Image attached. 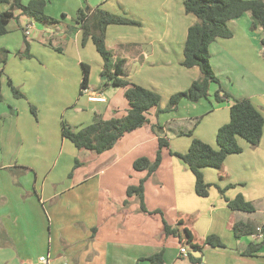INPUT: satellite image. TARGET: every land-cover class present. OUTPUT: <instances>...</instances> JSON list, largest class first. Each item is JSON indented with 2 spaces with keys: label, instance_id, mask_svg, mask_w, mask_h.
Segmentation results:
<instances>
[{
  "label": "crops",
  "instance_id": "crops-1",
  "mask_svg": "<svg viewBox=\"0 0 264 264\" xmlns=\"http://www.w3.org/2000/svg\"><path fill=\"white\" fill-rule=\"evenodd\" d=\"M184 1L64 0L58 11L61 20L46 13L56 21L52 25L23 19L18 11L14 14L7 33L0 36V52L6 51L0 54V264H41V256L48 258V264H151L145 259L159 252L163 253L162 264H187L179 260L191 264L188 257L179 256L178 240L164 235L161 215L134 210L136 220L120 224L116 220L126 211L123 204L127 200L121 206L105 195L122 161L129 157L133 168L137 158L145 157H132L135 151L147 144L157 150L152 125L162 127L160 136L168 139L169 147L163 149L161 164L145 182L146 209L160 211L170 226L184 221L200 249L184 248L200 264H264V248L251 256L243 254L255 238L235 239L231 230L238 222L264 226V123L257 147L237 139L242 151L225 158L222 179L212 168L202 170L210 185L204 198L195 194L193 174L170 153L185 154L192 138L217 149L216 132L229 122L235 100H249L264 120L263 33L253 27L249 13L228 23L230 38L209 45L210 64L219 85H211L207 98L196 103L183 100L170 113L156 115V108L150 109L146 127L126 134L109 151L78 159L76 169L71 142L61 136L63 122L76 129L95 116L122 117L129 109L124 89L119 88L123 100L107 98L111 85H103V62L91 39L82 40L78 10L99 8L139 23L108 26L105 44L125 59L123 79L159 94L164 108L171 95L188 89L200 75L196 67L181 66L187 30L196 22L184 13ZM7 8L3 4L0 11ZM28 24L32 25L29 38L23 34ZM26 38L27 56L21 55ZM81 64L89 67V92L101 94L104 103L89 102L81 93ZM9 82L22 98L12 94ZM219 88L229 97L217 102ZM155 154L146 158L154 160ZM135 172L140 176L125 185V195L128 186L146 176ZM117 175L126 179L123 171ZM238 195L254 205V212L228 207L227 202ZM149 216L160 219L164 238L159 243H149ZM210 235L223 247L205 244Z\"/></svg>",
  "mask_w": 264,
  "mask_h": 264
},
{
  "label": "trees",
  "instance_id": "trees-1",
  "mask_svg": "<svg viewBox=\"0 0 264 264\" xmlns=\"http://www.w3.org/2000/svg\"><path fill=\"white\" fill-rule=\"evenodd\" d=\"M6 4L8 8L0 11V36L7 33V26L11 20L15 19V12L20 16L30 19L43 25H52L56 21L45 14L46 0H0V6ZM183 10L186 15H192L196 22L187 30L186 40L183 47V59L181 66L187 69L198 68L199 78L194 80L185 91L174 93L170 96L167 105L160 107L159 94L145 89L139 85L129 83L124 80L126 75V61L117 57L113 51L105 44V32L111 25L138 26L135 20L121 15H115L108 11L95 8L79 9L77 12V24L82 32L83 42L90 38L96 52L102 59L103 66L101 75L106 79L103 85H111L124 89V97L129 109L122 117L103 119L95 116L90 124L79 129L70 127L65 122L61 126V136L70 141L78 151H87L95 154H102L111 150L114 145L126 134L149 124L148 112L156 108V115L162 113L175 112L181 101L185 100L196 103L208 97L211 85H219L210 64L209 45L217 39H227L232 36L228 27L231 20L249 13L253 27L259 28L263 33L261 46L264 47V2L262 0H185ZM24 52L21 55H28V44L24 41ZM6 53L1 50L0 54ZM82 79L81 91L88 86L89 67L81 64ZM9 87L16 98H22V93L14 88L10 82ZM219 88L215 93L217 102L227 99L229 96ZM1 101V95H0ZM263 116L247 99L235 100L229 109V122L221 126L216 132L217 149H213L208 144L199 139L192 138L188 151L185 154L170 152L177 157L189 169L195 179L194 191L199 197H207L210 185L204 181L202 170L212 168L219 172L222 179V166L228 155L239 154L242 149L237 143V139H242L251 148L258 146L262 130ZM151 130L158 137L157 150L154 160L146 157H139L133 162V169L137 172H145L146 176L140 179L137 185L126 188V196L134 197L139 204V211L144 214H159L162 218L163 233L166 237L172 236L179 242L180 247L192 248L195 252L200 249L196 244L191 231L185 226L183 220H178L175 226L166 223L160 211L149 212L144 202V185L148 177L152 176L162 161V151L169 147L168 139L161 137L162 127L152 125ZM192 136L191 132L187 134ZM75 168L80 164L75 160ZM222 194L223 190L219 189ZM127 202H125L126 204ZM231 210L243 212H254L255 208L251 202H247L240 195L227 202ZM257 228V227H256ZM256 228L248 223L238 222L232 225V233L235 239L244 236H253ZM262 228L263 237L248 245L243 252L244 255L251 256L264 248V226ZM205 244L212 247H223L220 240L213 235L208 236ZM162 252L149 256L145 260L151 264H162ZM191 264H200V259L188 254Z\"/></svg>",
  "mask_w": 264,
  "mask_h": 264
},
{
  "label": "rangeland",
  "instance_id": "rangeland-1",
  "mask_svg": "<svg viewBox=\"0 0 264 264\" xmlns=\"http://www.w3.org/2000/svg\"><path fill=\"white\" fill-rule=\"evenodd\" d=\"M63 2H64V0H46V7H45L46 12H45V14L47 12H49L50 15L55 17L57 20H61L62 17L58 14V11L63 7ZM141 4L146 6V5H148V2H142ZM84 8H86V6ZM23 19H24V17H23ZM19 35H20V38L23 39V35H22L21 31H19ZM26 41H28L27 38H26ZM29 42H30V40H29ZM57 55H59V54L57 53ZM173 55H175V54H173ZM36 56L38 57V55H36ZM106 96L108 99L113 98L115 100L118 98L120 100H123L122 95L120 93V89L113 87V86L109 87L108 91L106 92ZM86 125H87V123L79 126V128L86 126ZM144 127H146V126H144ZM79 128H76V129H79ZM69 144L73 148V151H74L75 159H74L73 164H75L76 159L84 161L85 159H87L88 156L100 155V154H95V153H89L86 151H81L80 153H78V151L72 146V144L71 143H69ZM155 147H156V145H155ZM152 149H153V147L151 148V145L147 144L144 147L135 151L131 156L132 157L133 156L134 157L145 156L148 158L153 157L154 153L156 152V148H154L155 150H152ZM153 151H155V152H153ZM76 168L73 167V169H76ZM115 170H116V173L111 175V179H112L111 186L109 187V190H107L105 192V195L108 198L112 199L115 203H118L119 205L121 204V206H122L123 201L127 200V203L125 204V202H124L123 206H125V209H126L125 212L130 215V218L127 217L125 220L124 219V213L125 212H124L123 215L119 216L120 219H117L116 221L120 224L133 223V221L136 220L135 219L136 213L134 212V210H137V212H139V213H141V212L139 211V204H138L137 199L126 197L125 185L130 184V183H135L136 177L140 176V174L136 173L133 170L131 163L129 161V157L127 159H125L124 161H122L121 164L115 168ZM121 171H123V173L126 174V179H122L120 176L117 175V173H120ZM77 194H79V192H77ZM147 195L149 198V187H148ZM103 196H104V192H103ZM78 205H80V204H78ZM118 209H120V208L118 207ZM140 218H142V217L139 216L138 221L141 220ZM146 221H147L146 225H147V228L149 230V243H159V241H161L162 238H164L163 234H162V226H161L159 217L158 216H149V217H147ZM53 231H54L56 236H59L58 232L56 231V228L54 226H53ZM168 240L173 241L174 239L168 238ZM179 262H183V263L188 264V261H186V260H183V261L179 260L178 263Z\"/></svg>",
  "mask_w": 264,
  "mask_h": 264
},
{
  "label": "built area",
  "instance_id": "built-area-1",
  "mask_svg": "<svg viewBox=\"0 0 264 264\" xmlns=\"http://www.w3.org/2000/svg\"><path fill=\"white\" fill-rule=\"evenodd\" d=\"M31 28H32L31 24H28L26 27H24L23 34L25 37L30 36ZM263 52H264V47H263ZM81 93L87 95V99L89 102H93V103H104L105 102V98L101 94H96L93 92L90 93L88 88L83 89L81 91ZM253 237L255 238V240H261L262 239L263 234H262V228L261 227L256 228V233L253 235ZM178 251H179L180 257H182V258L188 257V252L184 247H180ZM38 261L41 264H48V258L45 256L39 257Z\"/></svg>",
  "mask_w": 264,
  "mask_h": 264
}]
</instances>
